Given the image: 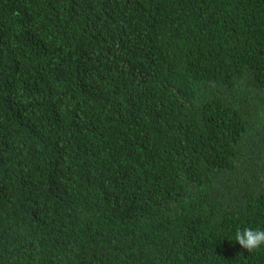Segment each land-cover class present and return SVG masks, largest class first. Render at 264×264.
Segmentation results:
<instances>
[{
	"label": "trees",
	"instance_id": "obj_1",
	"mask_svg": "<svg viewBox=\"0 0 264 264\" xmlns=\"http://www.w3.org/2000/svg\"><path fill=\"white\" fill-rule=\"evenodd\" d=\"M264 0H0V264H264Z\"/></svg>",
	"mask_w": 264,
	"mask_h": 264
},
{
	"label": "clouds",
	"instance_id": "obj_2",
	"mask_svg": "<svg viewBox=\"0 0 264 264\" xmlns=\"http://www.w3.org/2000/svg\"><path fill=\"white\" fill-rule=\"evenodd\" d=\"M235 241L247 251L256 250L264 246V230L245 228L242 231H237Z\"/></svg>",
	"mask_w": 264,
	"mask_h": 264
}]
</instances>
